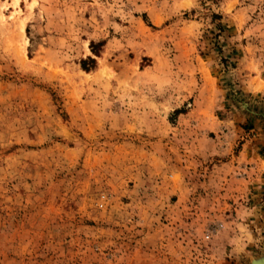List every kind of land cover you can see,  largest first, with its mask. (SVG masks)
I'll return each instance as SVG.
<instances>
[{
	"label": "rangeland",
	"instance_id": "1",
	"mask_svg": "<svg viewBox=\"0 0 264 264\" xmlns=\"http://www.w3.org/2000/svg\"><path fill=\"white\" fill-rule=\"evenodd\" d=\"M262 257L264 0H0V264Z\"/></svg>",
	"mask_w": 264,
	"mask_h": 264
},
{
	"label": "bare ground",
	"instance_id": "2",
	"mask_svg": "<svg viewBox=\"0 0 264 264\" xmlns=\"http://www.w3.org/2000/svg\"><path fill=\"white\" fill-rule=\"evenodd\" d=\"M104 72L109 77L113 76V73L110 70H105ZM254 260H257V259H253L249 264H256V263H254Z\"/></svg>",
	"mask_w": 264,
	"mask_h": 264
},
{
	"label": "water",
	"instance_id": "3",
	"mask_svg": "<svg viewBox=\"0 0 264 264\" xmlns=\"http://www.w3.org/2000/svg\"><path fill=\"white\" fill-rule=\"evenodd\" d=\"M254 263H256V264H264V258L262 257V258H259L257 260H254Z\"/></svg>",
	"mask_w": 264,
	"mask_h": 264
},
{
	"label": "built area",
	"instance_id": "4",
	"mask_svg": "<svg viewBox=\"0 0 264 264\" xmlns=\"http://www.w3.org/2000/svg\"><path fill=\"white\" fill-rule=\"evenodd\" d=\"M209 238V237H208Z\"/></svg>",
	"mask_w": 264,
	"mask_h": 264
}]
</instances>
